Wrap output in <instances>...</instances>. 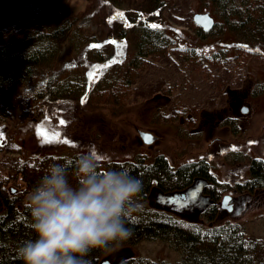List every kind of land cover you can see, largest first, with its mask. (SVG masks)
<instances>
[{"label":"rangeland","instance_id":"374dc122","mask_svg":"<svg viewBox=\"0 0 264 264\" xmlns=\"http://www.w3.org/2000/svg\"><path fill=\"white\" fill-rule=\"evenodd\" d=\"M60 1L70 17L95 37L96 44L87 53V47L78 52L66 43L57 66L36 72L0 102V168L10 176L5 182L7 192L28 203L30 193L14 165L30 154L94 152L104 166L139 154L149 159L164 154L175 166L205 159L231 187L221 193L214 220L203 214L212 202L203 187L188 192L196 195L193 207H188L189 202L186 206L173 203L182 199L180 193L171 196L170 205L165 203L169 195L152 193L150 203L204 225L242 223L250 238L264 240V187L237 188L250 179L253 157L264 158V44L228 30L202 37L191 28V21L195 13L216 16L210 0H165L160 13L154 14L169 24L178 47L196 48L201 56L191 60L186 53L171 50L162 56L149 55L140 67H133L129 62L135 52V33L118 35L121 27H128V11L125 14L110 0ZM24 2L0 0L8 9ZM121 3L143 11L154 5L151 0ZM97 46L112 59L98 64L93 59ZM215 53L220 61L212 57ZM70 73L94 78L85 99H45L32 105L29 95L49 77ZM145 132L153 134L151 142L142 139ZM225 195L232 197L222 207ZM4 209L0 198V214ZM131 256L175 264L182 255L170 241L153 238L117 247L101 262L118 264Z\"/></svg>","mask_w":264,"mask_h":264},{"label":"trees","instance_id":"16d2710c","mask_svg":"<svg viewBox=\"0 0 264 264\" xmlns=\"http://www.w3.org/2000/svg\"><path fill=\"white\" fill-rule=\"evenodd\" d=\"M110 1L122 8L125 14L128 11L125 20L128 27H121L118 35L125 37L130 32L135 33V52L129 62L131 66L140 67L147 56H162L171 50H180L191 60L201 56L196 48L178 47L176 38L168 31L169 24L164 23L159 15L165 0H151L154 5L150 11L139 10L138 7L132 9L129 4L121 3V0ZM210 3L216 14H211L215 24L210 31H205L191 21V28L197 34L202 37L211 34L218 36L228 30L247 41L264 44V0H210ZM157 10L159 13L154 14ZM66 43L80 52L84 47L88 51L90 45L96 44V40L84 31L75 17H70L60 0H25L23 5L14 9H8L4 3H0V102L3 103L16 86L27 84L36 72L49 71L57 66L62 60ZM98 47L93 59L98 64L110 61L112 55L102 52ZM212 57L220 61L217 53L212 54ZM92 81L93 77L81 73L49 77L29 98L33 101L32 105L45 99H85L91 90ZM82 154L81 151L30 154L16 161L14 169L25 181V191L30 193L50 164L63 163L71 173L75 161ZM107 163V166L101 163V170L126 169L143 182L139 201L143 207L127 225L132 230L130 238L106 249L91 251L86 257L90 264H101L102 258L117 247L153 238L170 241L181 251V260L175 264H264V240L250 238L242 223L204 225L150 203L154 192L168 195L186 191L202 182L203 193L212 201L203 214L208 220H214L220 210L221 193L231 187L217 177L209 161L197 159L175 166L164 154H156L150 159L149 155L139 154L133 159ZM250 174V179L239 184L238 189L264 187V158L253 157ZM9 179L10 176L3 175L0 168V198L5 207L0 214V264H23L17 256V250L24 241L34 239L35 234L31 229L28 203H22L21 197L10 195L5 188V182ZM69 179L75 182L71 174ZM118 264L167 263L131 256Z\"/></svg>","mask_w":264,"mask_h":264},{"label":"clouds","instance_id":"9594fccd","mask_svg":"<svg viewBox=\"0 0 264 264\" xmlns=\"http://www.w3.org/2000/svg\"><path fill=\"white\" fill-rule=\"evenodd\" d=\"M101 169L94 152L80 155L71 173L60 162L48 166L28 197L35 238L17 250L23 264H90L91 251L130 238L143 182L126 169Z\"/></svg>","mask_w":264,"mask_h":264},{"label":"water","instance_id":"95a60500","mask_svg":"<svg viewBox=\"0 0 264 264\" xmlns=\"http://www.w3.org/2000/svg\"><path fill=\"white\" fill-rule=\"evenodd\" d=\"M194 21L196 23L200 24L205 30L211 29L214 26V24H215L214 18L209 13H196L194 15ZM142 137L145 140V142H151L153 140V138H154L153 134H151L149 132L143 133ZM175 195H173V196H175ZM179 197H181V198L186 197V193H184V192L181 193L179 195ZM168 199L172 200V197L168 196ZM173 199H174V197H173ZM230 199H231V195H225L223 200H222V207H225V203L228 200H230ZM101 264H107V262L106 261H102Z\"/></svg>","mask_w":264,"mask_h":264},{"label":"flooded vegetation","instance_id":"af4514ba","mask_svg":"<svg viewBox=\"0 0 264 264\" xmlns=\"http://www.w3.org/2000/svg\"><path fill=\"white\" fill-rule=\"evenodd\" d=\"M244 109H247V108H244ZM203 183L202 182H198L197 184H195L194 186H192V187H190L189 189H187L186 190V197H184V198H182V199H178V200H175V201H173V203L175 204H180V205H185L186 206V204L189 202V204H188V207H193L194 206V204H195V201L197 200V199H195V197H196V195L195 194H188V192H190V191H192V190H194V189H196L197 191H199L200 189L202 190V187H203ZM157 196L159 195V193H157V192H154ZM153 193V194H154ZM188 194V195H187ZM153 196V195H152ZM205 197H206V195H204ZM152 198V197H151ZM208 198V197H207ZM159 200V199H158ZM160 201V200H159ZM171 200L169 199V200H167L165 203H167L168 205H170V204H172L171 202H170ZM161 202V201H160ZM201 209H203L202 208V205H201V207L199 206L198 207V210L200 211Z\"/></svg>","mask_w":264,"mask_h":264},{"label":"bare ground","instance_id":"6f19581e","mask_svg":"<svg viewBox=\"0 0 264 264\" xmlns=\"http://www.w3.org/2000/svg\"><path fill=\"white\" fill-rule=\"evenodd\" d=\"M196 14V13H195ZM194 14V15H195ZM194 15H193V21H194ZM195 22V21H194ZM196 23V22H195ZM197 25H199L203 30H205L200 24H198V23H196ZM212 29V28H211ZM211 29H209V30H205V31H210Z\"/></svg>","mask_w":264,"mask_h":264},{"label":"snow or ice","instance_id":"6c2138e0","mask_svg":"<svg viewBox=\"0 0 264 264\" xmlns=\"http://www.w3.org/2000/svg\"><path fill=\"white\" fill-rule=\"evenodd\" d=\"M120 15H122V14H120ZM153 27H157V26L153 25ZM61 123H63V121ZM46 142H50V138H49V140H46Z\"/></svg>","mask_w":264,"mask_h":264}]
</instances>
